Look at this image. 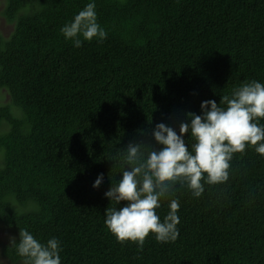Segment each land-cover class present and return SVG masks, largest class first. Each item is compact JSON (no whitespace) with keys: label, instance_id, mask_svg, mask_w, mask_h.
<instances>
[{"label":"trees","instance_id":"trees-1","mask_svg":"<svg viewBox=\"0 0 264 264\" xmlns=\"http://www.w3.org/2000/svg\"><path fill=\"white\" fill-rule=\"evenodd\" d=\"M3 1L14 27L0 34V88L11 97L0 105V229L58 238L62 264H264V156L254 148L199 198L174 185L156 209L163 219L179 201L174 242L150 233L141 250L104 224L129 143L159 149L157 123L178 131L202 101L264 83V0H95L107 38L78 48L60 29L90 0ZM11 239L0 254L23 264Z\"/></svg>","mask_w":264,"mask_h":264},{"label":"clouds","instance_id":"clouds-1","mask_svg":"<svg viewBox=\"0 0 264 264\" xmlns=\"http://www.w3.org/2000/svg\"><path fill=\"white\" fill-rule=\"evenodd\" d=\"M60 32L77 48L84 41L106 39V31L97 22L95 0H90ZM200 109L199 115L189 112L178 131L157 123L152 136L159 149L143 142H131L124 149L120 179L104 193L113 204L105 209L104 224L118 242L131 241L142 250L150 233L160 243L174 242L180 234L179 201H169L163 219L156 209L175 184L187 186L193 197L199 198L205 183L228 181L235 153L254 148L264 156V124L260 123L264 119V83H244L231 95L222 96L219 103L214 99L202 101ZM186 134L195 141L190 146ZM103 181L104 174L100 173L92 187L99 188ZM121 202H125L123 206ZM11 245L23 264H62L63 248L56 237L41 242L27 229H19V238L13 237Z\"/></svg>","mask_w":264,"mask_h":264},{"label":"rangeland","instance_id":"rangeland-1","mask_svg":"<svg viewBox=\"0 0 264 264\" xmlns=\"http://www.w3.org/2000/svg\"><path fill=\"white\" fill-rule=\"evenodd\" d=\"M3 9H4V1L0 0V34L4 37H9L11 34L14 25L6 20V18L3 16ZM11 102V97L8 91L4 88H0V105H4ZM13 111L14 109H17L15 106L12 107ZM12 238L11 235H9L8 230L6 229H0V247L1 244H4L8 242ZM0 264H10V262L0 254Z\"/></svg>","mask_w":264,"mask_h":264}]
</instances>
